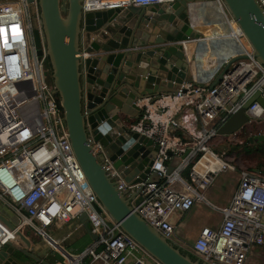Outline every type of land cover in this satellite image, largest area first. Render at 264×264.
<instances>
[{
    "label": "built area",
    "instance_id": "built-area-1",
    "mask_svg": "<svg viewBox=\"0 0 264 264\" xmlns=\"http://www.w3.org/2000/svg\"><path fill=\"white\" fill-rule=\"evenodd\" d=\"M257 1L264 8V0ZM216 2L221 8L218 18L221 31L215 29L218 33L209 35V39L204 37L186 45L200 47L210 40L233 42L234 47L228 55L220 57L208 79L175 87L171 95H164L169 101L155 106L157 118L150 116V108L158 100L139 102L143 115L131 127L157 143L151 169L157 172L158 180L142 181L129 188L139 187L131 202L134 210L168 240L207 264H248L254 248L264 250V175L241 167L234 153L215 151L213 143L224 140L242 143L238 138L247 132L243 128L230 135H220L217 129L256 91L264 99V66L254 57L251 45L222 1ZM81 3L83 14L130 6L142 9L145 11L142 17L146 18L142 19L139 13L138 26L144 21L141 44L129 50L147 55L150 47L161 56L164 52L173 53L172 43L168 45L165 41L167 33L173 38V23L163 16L173 12L175 0H82ZM159 9L163 12L159 13ZM33 12L35 3L0 0V213L1 208L7 209V218L27 239L32 234L49 239V231L76 221L82 227L79 217L85 214L90 233L95 237L74 256L57 243L59 251L55 252L60 254L62 264H160L149 259L106 212L102 216L96 211L95 206L100 204L72 150L62 109L52 85L47 83L45 55L39 58L36 53L30 23ZM3 28L9 45L4 44ZM195 54L192 55L196 57ZM177 64L173 62V68ZM225 66L221 79L213 84ZM182 107L195 111L198 127L180 121L177 115ZM246 114L249 117L246 125L253 124L263 120L264 107L254 101ZM184 153L181 164L166 175L174 157ZM105 163L110 174L125 186L117 170L107 160ZM186 169L188 177H183ZM228 170L237 171L239 179L228 205H211L222 215L220 223L202 227L188 245L179 236L172 216L186 214L197 202L210 205L204 191L219 173ZM135 199H139L137 204ZM90 233L87 232L89 236ZM9 239L15 246L26 247L15 231L0 221V247Z\"/></svg>",
    "mask_w": 264,
    "mask_h": 264
},
{
    "label": "water",
    "instance_id": "water-1",
    "mask_svg": "<svg viewBox=\"0 0 264 264\" xmlns=\"http://www.w3.org/2000/svg\"><path fill=\"white\" fill-rule=\"evenodd\" d=\"M26 1L35 3L36 12L30 14V23L36 53L39 58L45 55L46 71L63 112L70 145L100 204L95 206L96 211L102 216L106 212L152 261L207 264L163 236L131 203L139 187L129 186L158 180L157 172L151 169L157 143L131 127L141 115L138 104L144 99L152 103L173 93L158 90L155 74L149 69L151 62L142 51L129 50L141 44L137 36L139 31L141 35L144 32V21L140 27L138 23L145 11L130 6L83 14L82 0ZM221 1L251 45L254 57L264 66V8L257 0ZM178 7L175 1L172 11ZM173 13H164L163 19L175 24ZM177 65L171 69L185 68ZM225 69L226 66L216 75L213 84L221 79ZM254 101L264 107V99L256 91L218 127L217 133L230 135L244 128L249 121L246 109ZM185 155L174 157L166 175L181 164ZM106 160L117 170L125 186L110 174ZM138 201L135 199L134 203ZM0 221L26 245L22 248L11 239L6 240L0 247V264L63 263L55 259V252L54 259H45L33 251L31 238L24 237L1 213ZM79 221L90 233L85 214ZM90 237L93 239L95 235L90 233ZM15 250L28 257L29 263L18 259Z\"/></svg>",
    "mask_w": 264,
    "mask_h": 264
},
{
    "label": "crops",
    "instance_id": "crops-1",
    "mask_svg": "<svg viewBox=\"0 0 264 264\" xmlns=\"http://www.w3.org/2000/svg\"><path fill=\"white\" fill-rule=\"evenodd\" d=\"M205 3H207V2L203 1L200 3H194L190 6V9L193 12L197 11V9H199V7H201V5H204ZM32 8L34 9L33 6H32ZM214 9H215L214 6L210 5V6H208V8H206L204 10H200L202 12L199 14V17H205V18L203 20H201V22H199V23H193L191 21V24H193V25H205V24L206 25L207 24L218 25V24H216L217 23L216 19H218V18H215V19H209L208 18L211 16ZM194 42L196 43L197 40H195ZM186 44H187V42L184 43L185 52H186L187 56L191 52H192V54H194V52L196 53L195 54L196 57H194V55H192V59H191L193 73L189 78H187V80H192V81L198 83L200 81L208 79L212 75V73L214 72L216 67H215V69L212 66L207 67L206 65H204L202 63L201 58H199L200 56H198V55L202 52L203 45H200V47H198L197 44H195V46L192 47V46H187ZM189 47L191 48L190 50H189ZM159 56H161V55H159ZM216 56H217V54L214 55V58L217 60ZM205 59H207V58H205ZM168 65H166V66L169 67ZM161 67L166 69L163 66H161ZM170 68H173V65L172 66L170 65ZM149 69L152 71V66H150ZM159 71L160 70L158 68V72ZM155 85L158 87V90H160V91H164V92L171 91L172 92L174 90L173 88L164 89L163 87L158 85L157 81H156ZM167 101H169V97L163 96L162 98L158 99V101L154 102L150 108L151 109L150 110V116L153 118H157L158 117V115H157L158 110L156 109L155 106L159 103H166ZM144 102L145 101H143L141 103H144ZM177 116L179 117L180 121L183 124L188 125L190 127H198L197 115H196L195 111L193 109H191L190 107H182ZM253 125H255V126L264 125V118H263V120L261 119L260 121L251 124V126H253ZM255 171H257V170H255ZM262 171H263L262 174H264L263 168H262ZM224 172H229V173H228V178H227L228 181L226 180V183L224 184L225 186L222 189L223 190L222 193H219V195L215 196V199L213 202H211L207 198V195H205L206 198L208 199V201L211 203L210 206L211 205H218V206L228 205V203L230 202V199L232 197L233 191L238 184L239 176H238L237 171H229L228 170V171H224ZM207 188L204 191L205 194H208ZM204 203L203 202H197L194 205H196L197 208H200L201 206H203ZM205 204H207V203H205ZM1 212L6 217L9 215V212L7 209L3 210L1 208ZM180 216L183 217V215L181 213H175L171 219H172V221H174V223L177 224L178 233L182 239H184L187 236L186 230L188 228H190V230H192V233H193L192 235H193V240H194L197 237L200 229L204 226H208L206 224H200V225L193 226L191 224V222L187 223L189 221H186L184 224L182 219L180 218ZM78 224H79L78 221H76V222H73L71 224L65 225L61 229L51 230L49 232V237H50L49 239L43 238V240H42L43 243H38L36 245H32L31 249L33 251H36L37 253H40L41 257H43L45 259H51V258L54 259V256H52V254L58 250V247H57V243H58L64 250L66 249L72 256L77 255L92 240V238L84 230L83 226L80 227ZM193 240H192V242H193ZM55 253H56L55 259H57V258L61 259L59 257L60 254H58L57 252H55ZM60 253L63 254V252H61V251H60ZM54 261H56V260H54ZM257 263L264 264V250L259 249V248H254L252 253H251V257L249 259L248 264H257Z\"/></svg>",
    "mask_w": 264,
    "mask_h": 264
},
{
    "label": "bare ground",
    "instance_id": "bare-ground-1",
    "mask_svg": "<svg viewBox=\"0 0 264 264\" xmlns=\"http://www.w3.org/2000/svg\"><path fill=\"white\" fill-rule=\"evenodd\" d=\"M178 1L179 9H173V38L169 36L167 33L166 40L168 45L173 46V53H165L162 56H159L154 50H152L150 47H147V57L149 58L152 66V73L155 74L156 81L158 82V85L166 88H175L185 85H193L196 82L192 80H187L189 78L193 71H192V53H190L188 56L185 52V42L189 41H195L202 38V36H209L212 35L216 31H221V29H218L219 25L214 24H205V25H193L191 24V21L193 23H199L201 20H203L205 17H199V14L202 12L200 10H204L208 8V6L213 5L214 10L211 14L209 19H215L219 18L221 15V8L217 5L216 0H175ZM206 1L204 5H201L197 11H192L190 9V6L194 3H200ZM208 14V13H207ZM164 26V24H162ZM216 29V31H214ZM218 29V30H217ZM218 33V32H216ZM2 35L4 38L7 39V31L5 28L2 29ZM137 38L140 40L141 38V32L139 31ZM163 42V41H160ZM171 42V43H170ZM159 43V41H158ZM166 45L167 47H169ZM155 46V45H154ZM211 47H215L216 51L213 53V57L215 54H217L216 58L219 63L220 57H224L230 53V51L234 47L233 42L229 41H221L217 42L215 44H212ZM191 48L189 47V50ZM199 49V48H198ZM198 56L199 58L203 57L204 55L200 53ZM211 60V59H209ZM174 63H178L179 65H184V69L175 70L171 69L170 67H167L166 65H173ZM214 61H209L208 65H212ZM162 64V65H161ZM168 65V66H169ZM161 66L165 67L166 69L162 68ZM159 68V72H158ZM215 69V68H214Z\"/></svg>",
    "mask_w": 264,
    "mask_h": 264
},
{
    "label": "rangeland",
    "instance_id": "rangeland-1",
    "mask_svg": "<svg viewBox=\"0 0 264 264\" xmlns=\"http://www.w3.org/2000/svg\"><path fill=\"white\" fill-rule=\"evenodd\" d=\"M216 22H217L216 24H218V19H216ZM204 37L209 39L210 36H202V38L199 40L204 39ZM215 43H217V42H211L210 40H208L207 43H204L205 45H203V47H202L201 53L204 56L201 57V61L207 67L212 66L214 68L215 67L217 68L218 61L213 57V54H211L214 51H216L215 48L213 49V47H211V45L215 44ZM4 44L9 45V43H7L6 38H4ZM205 58H207V59H205ZM209 59H211V60H209ZM209 61H214V62L212 65H208ZM44 69H46V63L44 64ZM251 124L245 125L242 131L243 132L247 131V132H245V134H248L249 137H257V138H259L260 142H264V125H259V126L253 125V126H251ZM245 134H243V135H245ZM243 135L239 136V138H238V140H241L242 143L244 142V138H245ZM240 144H238V142H235V141L230 142L229 140H224V141L219 142V143H216V142L213 143V149L215 151L224 152L226 154L234 153L235 157L239 160V165L243 168H247L250 170L251 168H254L255 162L250 161L241 153H239V154L235 153V151H233L231 148V146H233V145H240ZM263 161H264V158H263ZM228 173L229 172L219 173L216 176L215 181L212 184H210L209 187L207 188L208 194H205V192H204V194L207 195V198L211 202L214 201L215 196L219 195V193H222V191H223L222 189L224 188V186H225L224 184L226 183V180L228 178ZM4 209L5 208H3V210ZM221 217H222V215L218 211H216L210 205L205 204V203L200 208H197L196 205H194L186 214L183 215V217L180 216V218L182 219L184 224L186 221H189L187 223L191 222V224L193 226L200 225V224H206L210 227H215L217 224H219L221 221ZM186 233H187L186 234L187 236L183 240H185L187 242V244L190 245V244H192V240H193L192 230H190V228H188L186 230ZM31 240H32V245H36L38 243H43V241H42L43 238L38 234H32ZM14 255L18 259H20L24 262L29 263V261H30V259L28 257H26L25 255H23L22 253H20L17 250L14 251ZM257 264H259V263H257Z\"/></svg>",
    "mask_w": 264,
    "mask_h": 264
},
{
    "label": "trees",
    "instance_id": "trees-1",
    "mask_svg": "<svg viewBox=\"0 0 264 264\" xmlns=\"http://www.w3.org/2000/svg\"><path fill=\"white\" fill-rule=\"evenodd\" d=\"M46 78H47V83L49 85H52L51 79H50L48 73H47ZM57 100H58V98H57ZM142 115H143V113L140 115V117H142ZM243 136L245 137L244 142L241 143L240 145L231 146L232 150L235 151V153L243 154L250 161H254L255 166H254V168H251L250 170L253 172H256L260 175H264V174H262V172H263L262 168L264 169V161H263V158H264V142H260L259 138H257V137H249L248 134H245ZM255 170H257V171H255ZM182 176L188 177V170L187 169L182 173ZM191 255H193V254H191Z\"/></svg>",
    "mask_w": 264,
    "mask_h": 264
}]
</instances>
